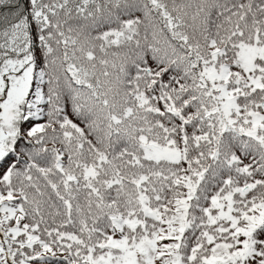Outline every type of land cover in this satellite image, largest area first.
Listing matches in <instances>:
<instances>
[{
  "label": "snow or ice",
  "instance_id": "6c2138e0",
  "mask_svg": "<svg viewBox=\"0 0 264 264\" xmlns=\"http://www.w3.org/2000/svg\"><path fill=\"white\" fill-rule=\"evenodd\" d=\"M0 264H264V0H0Z\"/></svg>",
  "mask_w": 264,
  "mask_h": 264
}]
</instances>
